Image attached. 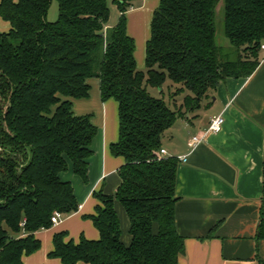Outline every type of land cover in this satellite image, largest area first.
<instances>
[{
	"label": "trees",
	"instance_id": "obj_1",
	"mask_svg": "<svg viewBox=\"0 0 264 264\" xmlns=\"http://www.w3.org/2000/svg\"><path fill=\"white\" fill-rule=\"evenodd\" d=\"M57 1L59 16L49 21L53 0H0V18L10 23L0 28V264H24L23 256L41 247L35 232L53 226V213L79 209L73 184L61 173L72 164L88 181L97 127L90 114H75L73 100L89 97L91 78L100 80L103 100L119 102L120 137L111 150L125 158L121 183L113 195L95 193L99 204L90 217L100 237L75 241L56 233L50 256L63 264H179L186 253L175 214L180 160L160 155L163 138L179 118L196 117L221 82L255 72L264 0H160L145 69L137 67L127 31L135 0ZM221 1L235 58L216 42ZM111 3L120 11L113 27ZM116 201L130 219L128 244Z\"/></svg>",
	"mask_w": 264,
	"mask_h": 264
},
{
	"label": "crops",
	"instance_id": "obj_2",
	"mask_svg": "<svg viewBox=\"0 0 264 264\" xmlns=\"http://www.w3.org/2000/svg\"><path fill=\"white\" fill-rule=\"evenodd\" d=\"M159 5L160 0H135L126 12L138 68L145 67L151 24ZM111 6L118 10L115 4H110L112 10ZM118 12L115 21L109 19V27L118 23ZM0 28L8 30L10 23L0 18ZM89 82V97L73 100L75 114H90L97 127L88 160V181L75 173L72 164L61 173L63 180L73 184L79 209L36 231L41 247L25 254L24 264H63L60 258L50 256L56 233L65 231L67 239L75 241L81 236L98 239L99 230L90 217L99 204L95 193L102 190L113 195L121 183L118 170L125 158L111 150L120 137L119 102L102 99L98 78ZM219 114L225 118L223 129L209 131L211 118ZM196 134L203 139L192 146ZM166 135L163 147L169 156L180 160L175 214L177 230L186 239V253L179 264H264V237L259 235L264 219V52L252 75L221 82L211 102L196 117L179 118ZM166 140H171L170 145ZM115 208L128 244L129 216L120 201L115 202Z\"/></svg>",
	"mask_w": 264,
	"mask_h": 264
},
{
	"label": "rangeland",
	"instance_id": "obj_3",
	"mask_svg": "<svg viewBox=\"0 0 264 264\" xmlns=\"http://www.w3.org/2000/svg\"><path fill=\"white\" fill-rule=\"evenodd\" d=\"M112 10H111V16L110 19L111 21H115L118 17H119V12L118 10H116L115 6H111ZM59 16V6H58V1L57 0H53L48 13H47V19L49 21H55ZM223 17H224V2L221 1L219 3V5L217 6V17H216V26H217V32H216V42L217 45L221 48L222 53L227 55L228 57L231 58H235L237 55V51L236 48L230 43V41L228 40V38L225 36L224 34V30H223ZM139 69H145V67H139ZM170 82V81H169ZM150 92L152 95L160 97L162 96V94L160 93V89L159 88H149ZM166 95L165 98L166 100L169 99V94L168 92L165 90ZM168 101V100H167ZM200 112V111H199ZM194 116V115H192ZM167 135H165L164 137L166 138ZM167 145L171 143V140H166Z\"/></svg>",
	"mask_w": 264,
	"mask_h": 264
},
{
	"label": "built area",
	"instance_id": "obj_4",
	"mask_svg": "<svg viewBox=\"0 0 264 264\" xmlns=\"http://www.w3.org/2000/svg\"><path fill=\"white\" fill-rule=\"evenodd\" d=\"M261 49L264 52V43L262 44ZM224 124H225V118L222 114L213 116L209 122V131L218 133L223 129ZM202 139L203 138L200 134L194 135L191 139V145L196 146L198 143L202 141ZM160 155L169 156V153L166 148L162 147L160 149ZM181 159L186 160V158H181ZM63 217H64L63 213L59 211H55L51 217L53 225L57 224Z\"/></svg>",
	"mask_w": 264,
	"mask_h": 264
}]
</instances>
